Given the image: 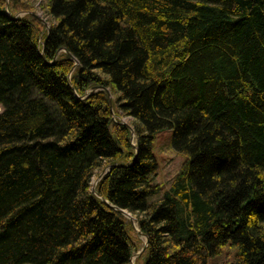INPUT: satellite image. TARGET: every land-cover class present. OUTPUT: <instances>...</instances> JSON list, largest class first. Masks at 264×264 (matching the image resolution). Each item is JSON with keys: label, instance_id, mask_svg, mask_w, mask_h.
I'll list each match as a JSON object with an SVG mask.
<instances>
[{"label": "trees", "instance_id": "trees-1", "mask_svg": "<svg viewBox=\"0 0 264 264\" xmlns=\"http://www.w3.org/2000/svg\"><path fill=\"white\" fill-rule=\"evenodd\" d=\"M29 1L0 0V264H131L118 209L136 264H264V0Z\"/></svg>", "mask_w": 264, "mask_h": 264}, {"label": "rangeland", "instance_id": "rangeland-1", "mask_svg": "<svg viewBox=\"0 0 264 264\" xmlns=\"http://www.w3.org/2000/svg\"><path fill=\"white\" fill-rule=\"evenodd\" d=\"M29 2H32L35 5V8L36 6H38V3L34 2V0H30ZM25 14L26 13H19L18 15L24 16ZM31 14L37 16V18L43 19L42 17L43 13H42V10L40 9H38L34 13L31 12ZM111 102H112V97H111ZM1 112H2V108L0 107V113ZM114 118L117 119L116 117ZM121 122L127 125L128 119L121 118ZM173 134H174L173 129L162 130L157 134L154 140V143H153V152L158 162V168L156 170V173L152 176L153 183L163 185L165 188H167L168 185H170V182L175 178V176L179 173V171L182 169V167L188 160L187 155L179 153L174 149L172 145ZM132 139L134 142H136L135 136ZM102 175H104V171L101 174L98 173L93 179L92 187L95 186V191H96L97 183L101 180L100 177ZM162 196H163V192H161L157 196H152L149 199L150 201H154L158 199L159 197L161 198ZM124 216L132 222L133 227L139 234L138 231L140 230L137 226L135 218L131 215L132 217V220H131L126 215ZM139 236L142 241L143 248H141V250L138 251L137 254L132 258L131 264H136L137 258L145 251V246L147 244L146 238L140 234ZM233 258H234V250L228 248L223 252L221 256L213 259L212 262H210V264L231 262L233 261Z\"/></svg>", "mask_w": 264, "mask_h": 264}, {"label": "water", "instance_id": "water-1", "mask_svg": "<svg viewBox=\"0 0 264 264\" xmlns=\"http://www.w3.org/2000/svg\"><path fill=\"white\" fill-rule=\"evenodd\" d=\"M40 19V18H39ZM43 23H46V21L44 20V19H40ZM47 28H49V26H47ZM42 56L44 57V54H43V52H42ZM45 58V57H44ZM110 103H111V97H110ZM103 176V175H102ZM101 176V177H102ZM101 177H100V179H101ZM99 179V180H100ZM92 191H93V193L94 194H96V191H95V186L94 187H92ZM118 211L120 212V213H122V214H124V215H126L128 218H130L131 220H132V217H131V215L129 214V213H127L126 211H124V210H120V209H118ZM139 232V234L140 235H142L141 233H140V231H138ZM145 238H146V236H144ZM146 241H147V243H148V240H147V238H146ZM147 245V244H146ZM143 251V250H142Z\"/></svg>", "mask_w": 264, "mask_h": 264}]
</instances>
